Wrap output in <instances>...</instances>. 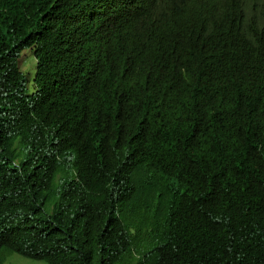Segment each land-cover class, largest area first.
I'll return each mask as SVG.
<instances>
[{
	"label": "trees",
	"instance_id": "obj_1",
	"mask_svg": "<svg viewBox=\"0 0 264 264\" xmlns=\"http://www.w3.org/2000/svg\"><path fill=\"white\" fill-rule=\"evenodd\" d=\"M13 254L264 264V0H0Z\"/></svg>",
	"mask_w": 264,
	"mask_h": 264
},
{
	"label": "rangeland",
	"instance_id": "obj_2",
	"mask_svg": "<svg viewBox=\"0 0 264 264\" xmlns=\"http://www.w3.org/2000/svg\"><path fill=\"white\" fill-rule=\"evenodd\" d=\"M35 58L32 53L26 49L24 50L19 59V68L21 72L24 74L26 79V93L31 94L33 92L34 82L32 81L34 73H35ZM6 264H45L43 261L32 260L29 258L21 257L17 254L11 255Z\"/></svg>",
	"mask_w": 264,
	"mask_h": 264
},
{
	"label": "clouds",
	"instance_id": "obj_3",
	"mask_svg": "<svg viewBox=\"0 0 264 264\" xmlns=\"http://www.w3.org/2000/svg\"><path fill=\"white\" fill-rule=\"evenodd\" d=\"M26 50V49H25ZM30 52H31V49H28ZM32 53V52H31ZM33 55V54H32ZM34 57V56H33ZM35 62H36V60H35ZM36 67V66H35ZM24 75V74H23ZM34 75H35V73H34ZM8 260V259H7ZM6 260V261H7ZM5 264H6V262H5Z\"/></svg>",
	"mask_w": 264,
	"mask_h": 264
}]
</instances>
